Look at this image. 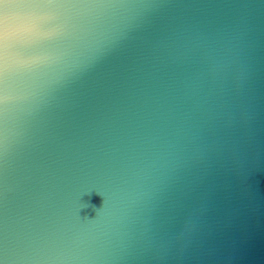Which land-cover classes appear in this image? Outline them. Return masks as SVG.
<instances>
[{
    "label": "water",
    "instance_id": "95a60500",
    "mask_svg": "<svg viewBox=\"0 0 264 264\" xmlns=\"http://www.w3.org/2000/svg\"><path fill=\"white\" fill-rule=\"evenodd\" d=\"M6 2L0 260L264 264V0Z\"/></svg>",
    "mask_w": 264,
    "mask_h": 264
},
{
    "label": "snow or ice",
    "instance_id": "6c2138e0",
    "mask_svg": "<svg viewBox=\"0 0 264 264\" xmlns=\"http://www.w3.org/2000/svg\"><path fill=\"white\" fill-rule=\"evenodd\" d=\"M82 6V0H34L27 5L5 3L3 8L5 13L8 8H26L29 11L26 15L35 17L56 16L61 19L63 11L69 8ZM61 34V28L49 32V38H56ZM38 35V30L33 24H25L23 28L16 33L20 39H31ZM4 56L0 60V151L6 144V121L8 106L13 99V92L10 88L9 81L13 73L19 70H31L39 66L44 58L32 57L18 59L15 65L10 66L7 57L8 36L3 37ZM0 264H5V260H0Z\"/></svg>",
    "mask_w": 264,
    "mask_h": 264
}]
</instances>
